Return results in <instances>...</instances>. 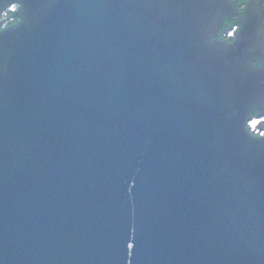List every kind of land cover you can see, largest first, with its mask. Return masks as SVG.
<instances>
[{
	"label": "water",
	"instance_id": "obj_1",
	"mask_svg": "<svg viewBox=\"0 0 264 264\" xmlns=\"http://www.w3.org/2000/svg\"><path fill=\"white\" fill-rule=\"evenodd\" d=\"M11 2L0 264H264V0Z\"/></svg>",
	"mask_w": 264,
	"mask_h": 264
},
{
	"label": "flooded vegetation",
	"instance_id": "obj_2",
	"mask_svg": "<svg viewBox=\"0 0 264 264\" xmlns=\"http://www.w3.org/2000/svg\"><path fill=\"white\" fill-rule=\"evenodd\" d=\"M237 1H239V0H237ZM243 1H245V0H243ZM255 1H256V3H259L260 0H255ZM247 3H248V0H247ZM247 3H244V2L239 3L240 6L239 5L238 6H239L240 11H243L245 9ZM263 5H264V3H263ZM7 13L8 12H6L4 14V16H6ZM232 18H234V16ZM237 18L238 17L234 18V20ZM226 23H227V21L221 27L222 33H220V34H221L222 38H224V40H227V39L228 40H234L240 25L237 21H232V24L228 23V26L224 27L226 25ZM230 33H232V34L230 35ZM248 125H249V128H250L252 133H254L257 136H264V116L254 115L253 118L249 121Z\"/></svg>",
	"mask_w": 264,
	"mask_h": 264
},
{
	"label": "trees",
	"instance_id": "obj_3",
	"mask_svg": "<svg viewBox=\"0 0 264 264\" xmlns=\"http://www.w3.org/2000/svg\"><path fill=\"white\" fill-rule=\"evenodd\" d=\"M240 2H244V3H247V0L243 1V0H239L237 1V4L239 5ZM240 6V5H239ZM18 4L16 2H11L7 5L4 6L3 8V11L0 13V22L3 23V26L0 28V29H4L12 24H15L19 21V18L17 16V10H18ZM7 13L6 16H4V14ZM237 17V15H235ZM234 16V18H236ZM234 18L230 19V20H227V23L224 27L228 26V23H231L232 24V21H235ZM230 26V25H229ZM222 29V28H221ZM220 29L219 31V37L222 38L221 34L222 33V30ZM224 39V38H222ZM228 40V39H227ZM229 42L230 41H233V40H228Z\"/></svg>",
	"mask_w": 264,
	"mask_h": 264
},
{
	"label": "rangeland",
	"instance_id": "obj_4",
	"mask_svg": "<svg viewBox=\"0 0 264 264\" xmlns=\"http://www.w3.org/2000/svg\"><path fill=\"white\" fill-rule=\"evenodd\" d=\"M232 33H233V32H232ZM232 33H230V35H231Z\"/></svg>",
	"mask_w": 264,
	"mask_h": 264
}]
</instances>
